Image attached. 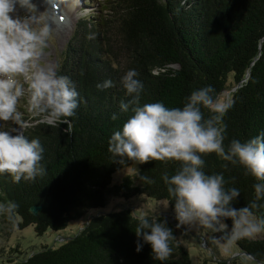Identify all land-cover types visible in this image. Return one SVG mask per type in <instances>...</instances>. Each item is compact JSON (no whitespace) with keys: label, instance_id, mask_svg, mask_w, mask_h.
<instances>
[{"label":"trees","instance_id":"trees-1","mask_svg":"<svg viewBox=\"0 0 264 264\" xmlns=\"http://www.w3.org/2000/svg\"><path fill=\"white\" fill-rule=\"evenodd\" d=\"M102 10L100 16L78 19L57 68L78 93V108L69 118L71 132L65 131L67 125L49 127L32 117L36 124L24 131L29 140H40V164L46 174L19 183L0 174V203L18 205L11 220L1 215L3 222L12 227L19 217V228L33 225L38 237L65 231L87 211L104 209L111 198L146 196L167 201L174 210L163 176L174 175L179 162L121 165L108 151L111 136L133 115L131 106L127 112L120 107L131 100L121 83L131 69L144 84L141 105L161 102L182 108L193 91L205 86H212L218 98L230 91L233 106L223 120L226 148L233 139L247 142L264 133V0H107ZM109 79L113 87L97 88ZM203 111L207 118L208 110ZM202 159L207 175L223 174L225 187L239 190L236 208L256 202L260 207L253 209L254 216L264 218V199L256 200L255 178L214 153ZM128 167L136 173L114 184L115 174ZM33 206L42 207L38 216ZM138 219L129 209L101 213L59 248H43L27 259L0 264H192L171 218H149L166 219L175 236L172 254L163 262L152 258L150 245L138 240ZM226 223L232 227L231 220ZM138 244L143 245L140 252ZM235 244L264 263V238Z\"/></svg>","mask_w":264,"mask_h":264},{"label":"clouds","instance_id":"clouds-1","mask_svg":"<svg viewBox=\"0 0 264 264\" xmlns=\"http://www.w3.org/2000/svg\"><path fill=\"white\" fill-rule=\"evenodd\" d=\"M53 38V26L47 11L40 12L34 0H0V122L11 125L0 130V174H8L13 182L35 181L46 174L40 164L44 148L39 139H31L23 130L32 126L19 110L27 96L28 112L37 124L49 127L67 125L78 108V93L69 77L59 75L45 57ZM135 69L121 79L133 115L115 131L108 151L121 165L128 161L147 164L152 161H176L180 167L174 175L163 180L174 200V213L181 225L196 226L220 233V239L232 244L241 239H254L264 233V218H256L250 206L236 208L233 201L240 196L236 188H226L223 174L207 175L202 156L216 154L232 165H240L247 175L255 178L256 200L264 199V133L241 142L233 139L225 147L227 125L225 114L233 106L231 100L221 102L212 86L193 91L182 108H168L161 102L140 104L144 84ZM109 79L98 89L113 87ZM204 109L208 110L206 118ZM118 117L113 114L111 117ZM148 180V177H141ZM150 182V181H149ZM18 205L0 203V215L13 218ZM228 220L232 221L231 230ZM138 240L150 245L152 258L166 261L172 254V229L163 222L141 216L135 229ZM143 245L138 244L137 252Z\"/></svg>","mask_w":264,"mask_h":264},{"label":"rangeland","instance_id":"rangeland-1","mask_svg":"<svg viewBox=\"0 0 264 264\" xmlns=\"http://www.w3.org/2000/svg\"><path fill=\"white\" fill-rule=\"evenodd\" d=\"M56 1L57 3L60 2L59 0ZM106 1L73 0V3L68 6L58 7L54 0H34L40 12L47 11L49 13L52 22L53 38L50 41L45 59L56 70L63 60L69 41L73 37L78 19L89 15L100 16L101 13H104L102 9ZM219 99L221 102L229 101L230 91L224 92ZM18 107L25 114V119L30 120L32 126L35 125L36 123L32 122L31 115L28 112L27 96L21 99ZM2 124L3 122H0V125ZM10 127V124L4 125L0 127V130H7ZM135 173L134 167L120 170L114 176V184L118 183L123 177L134 175ZM125 209L131 210L132 214L138 218L141 216L153 218L159 215L171 218L175 223L177 241L188 252L192 264H203L204 261L216 262L218 260L229 261L234 264H258L249 257L241 255V251L235 242L228 244L226 241L221 240L220 233L196 226L181 225L178 227L174 210L167 201H158L146 196H138L131 200L111 198L104 209L100 211L89 210L81 220L72 222L65 231H48L42 237L36 235L33 225L20 229L18 226L21 221L19 217H15V225L11 227L3 222V218L0 215V263L8 260L27 259L33 253L40 252L43 248H59L67 240L77 235L92 217L101 213L118 212ZM228 229L231 230L229 226ZM263 238L264 233H261L253 240Z\"/></svg>","mask_w":264,"mask_h":264},{"label":"water","instance_id":"water-1","mask_svg":"<svg viewBox=\"0 0 264 264\" xmlns=\"http://www.w3.org/2000/svg\"><path fill=\"white\" fill-rule=\"evenodd\" d=\"M41 210H42V207H41V206H33V207L31 208V211H32V213H33L35 216H38ZM240 251H241V250H240ZM241 255L246 256V257H249V258L252 259L253 261L257 262L258 264H264V263H262L261 261H258V260H256V259H254L250 254H248V253H246V252H244V251H241Z\"/></svg>","mask_w":264,"mask_h":264},{"label":"bare ground","instance_id":"bare-ground-1","mask_svg":"<svg viewBox=\"0 0 264 264\" xmlns=\"http://www.w3.org/2000/svg\"><path fill=\"white\" fill-rule=\"evenodd\" d=\"M60 2H58L57 3V1L56 0H54V3H56V5H58V7H60V6H68V5H70L71 3H73V0H59ZM66 2H68V3H66ZM70 7V6H69ZM68 9V8H67Z\"/></svg>","mask_w":264,"mask_h":264}]
</instances>
